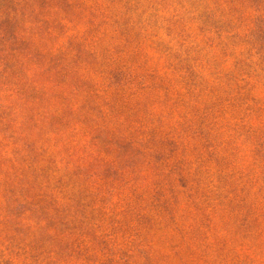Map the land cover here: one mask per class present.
I'll return each mask as SVG.
<instances>
[{"label": "rangeland", "instance_id": "rangeland-1", "mask_svg": "<svg viewBox=\"0 0 264 264\" xmlns=\"http://www.w3.org/2000/svg\"><path fill=\"white\" fill-rule=\"evenodd\" d=\"M0 264H264V0H0Z\"/></svg>", "mask_w": 264, "mask_h": 264}]
</instances>
